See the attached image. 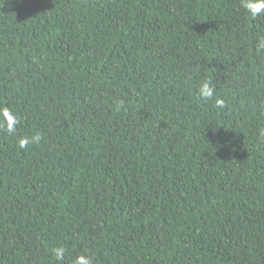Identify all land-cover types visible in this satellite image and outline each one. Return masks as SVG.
Returning <instances> with one entry per match:
<instances>
[{
  "label": "trees",
  "instance_id": "16d2710c",
  "mask_svg": "<svg viewBox=\"0 0 264 264\" xmlns=\"http://www.w3.org/2000/svg\"><path fill=\"white\" fill-rule=\"evenodd\" d=\"M261 35L240 0H0V264H264Z\"/></svg>",
  "mask_w": 264,
  "mask_h": 264
},
{
  "label": "clouds",
  "instance_id": "9594fccd",
  "mask_svg": "<svg viewBox=\"0 0 264 264\" xmlns=\"http://www.w3.org/2000/svg\"><path fill=\"white\" fill-rule=\"evenodd\" d=\"M240 7L253 19L264 15V0H240ZM255 54L264 56V35L257 38L255 44ZM196 95L203 101L212 100L217 108L225 107V100L216 96V88L212 80L208 79L199 85ZM122 102L117 104L119 110ZM19 117L7 106H0V130L6 131L9 135L15 134ZM260 136L264 137V129L260 130ZM41 136L36 134L32 137H21L18 140L20 148H27L29 144H39ZM57 264H62L66 256V248L63 246L56 247L51 250ZM73 264H92V260L87 255H79L73 261Z\"/></svg>",
  "mask_w": 264,
  "mask_h": 264
}]
</instances>
